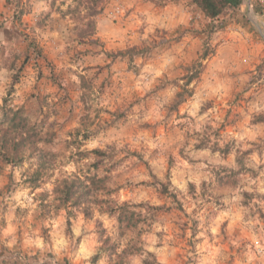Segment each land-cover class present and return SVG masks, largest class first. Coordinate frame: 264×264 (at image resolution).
Masks as SVG:
<instances>
[{
	"label": "clouds",
	"instance_id": "9594fccd",
	"mask_svg": "<svg viewBox=\"0 0 264 264\" xmlns=\"http://www.w3.org/2000/svg\"><path fill=\"white\" fill-rule=\"evenodd\" d=\"M0 264H264V0H0Z\"/></svg>",
	"mask_w": 264,
	"mask_h": 264
}]
</instances>
